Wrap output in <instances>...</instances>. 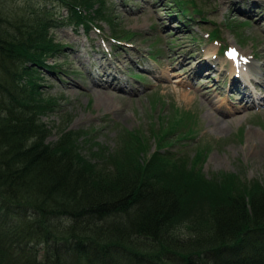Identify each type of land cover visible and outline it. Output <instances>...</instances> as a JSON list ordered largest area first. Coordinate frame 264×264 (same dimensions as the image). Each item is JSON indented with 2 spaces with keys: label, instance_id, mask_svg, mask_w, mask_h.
<instances>
[{
  "label": "trees",
  "instance_id": "trees-1",
  "mask_svg": "<svg viewBox=\"0 0 264 264\" xmlns=\"http://www.w3.org/2000/svg\"><path fill=\"white\" fill-rule=\"evenodd\" d=\"M11 1L0 0V264H264V179L206 177V147L169 150L179 121L195 128L193 112L175 109L167 130H150L151 151L125 128L113 148L66 126L46 141L41 115L61 109L37 80L63 47L51 28L104 21L115 44L131 32L116 30L104 0H43L63 18ZM173 3L179 19L201 13L193 0Z\"/></svg>",
  "mask_w": 264,
  "mask_h": 264
},
{
  "label": "rangeland",
  "instance_id": "rangeland-1",
  "mask_svg": "<svg viewBox=\"0 0 264 264\" xmlns=\"http://www.w3.org/2000/svg\"><path fill=\"white\" fill-rule=\"evenodd\" d=\"M174 1L104 0L116 30L131 32L119 44L110 41L104 21L97 22L98 30L92 26L84 31L71 23L51 28L63 47L38 69L37 80L45 96L58 98L61 109L41 115L51 126L46 141L56 140L58 130L66 126L84 128L89 140L113 148L116 133L125 128L141 132L151 151L156 141L150 130H167L174 110L185 109L195 114L196 126L179 121L169 135L174 142L170 151L182 149L191 155L206 147L201 165L206 177L234 172L261 181L264 0H193L201 13L189 12V19L177 17ZM11 2L39 4L53 11L51 18L66 15L43 0ZM18 9L26 15L31 11ZM213 28L218 31L216 40L209 35ZM228 52L234 53L232 58ZM92 77L105 87L91 88ZM246 77L252 99L256 100L255 89L261 104L253 105L251 97L244 98L232 86V80L242 85ZM96 92L100 98L108 95L107 104L98 102Z\"/></svg>",
  "mask_w": 264,
  "mask_h": 264
},
{
  "label": "bare ground",
  "instance_id": "bare-ground-1",
  "mask_svg": "<svg viewBox=\"0 0 264 264\" xmlns=\"http://www.w3.org/2000/svg\"><path fill=\"white\" fill-rule=\"evenodd\" d=\"M1 7V6H0ZM28 28V27H27ZM233 57V55H231L230 56V58H232ZM235 71V70H234ZM116 73H118V71H116ZM236 73V75H238L239 73L236 71L235 72ZM104 75V74H103ZM102 75V76H103ZM102 76H100V77H102ZM260 76H261V80L262 81H264V71L261 69L260 70ZM247 82H243L242 81V86L241 85H238V83H239V81L237 82V80H232L231 81V84H234V85H232L233 87H236V93H240V94H243V96H244V98H246V97H251V100L249 101V102H251L253 105H257V104H261L262 102H260V101H258L259 99L261 100V98H259L258 97V95L257 94H255L254 95V97H255V99L256 100H252V93H251V91H249V86H248V84H249V78L248 77H246V78H244ZM91 84H90V86H91V88H93L92 86H94V85H101V86H103L99 81H97L95 78H91ZM241 83V82H240ZM94 84V85H93ZM259 84V83H258ZM123 87H124V85H122ZM259 86H264L263 84H259ZM103 87H105V86H103ZM248 87V88H247ZM128 90H130V89H128ZM244 90H247V91H244ZM100 91V90H99ZM96 95H97V98H98V102H100V104H107V102L109 101V98H108V95H105L104 96V98H100V93L99 92H96ZM112 97V96H111ZM108 100V101H107ZM263 100V99H262ZM111 102V101H110ZM255 133H257L256 131H254ZM91 208V207H90ZM96 208V207H95ZM93 210H94V208H93ZM97 210V209H96ZM91 211V210H90ZM95 211V210H94ZM64 216V215H63ZM70 219H72V218H70ZM76 219H78V218H76ZM81 219V218H80ZM66 220V219H65ZM68 220V219H67ZM69 221V220H68ZM71 221V220H70ZM78 222V221H77ZM82 223V222H81ZM166 229V228H165ZM168 229V228H167ZM83 231V230H82ZM162 232H163V230H161ZM166 233V232H165ZM169 234V233H168ZM177 234V233H176ZM90 236V235H89ZM184 236V235H183ZM87 237V236H86ZM186 237V236H185ZM88 238V237H87ZM175 238H176V236H175ZM180 238H182V237H180ZM179 239V238H178ZM177 239V240H178ZM181 240V239H180ZM190 241V240H189ZM163 249V248H162ZM162 252V251H161ZM167 252V251H166ZM205 255V254H204ZM203 255V256H204ZM209 255V254H208ZM158 256V255H157ZM155 258V257H154ZM198 258V257H197ZM203 258V257H202ZM210 258H211V255H210ZM141 259V258H140ZM149 260V259H148ZM146 261V260H145ZM140 262V261H139ZM144 262V261H143ZM141 263V262H140ZM177 263V262H176Z\"/></svg>",
  "mask_w": 264,
  "mask_h": 264
}]
</instances>
